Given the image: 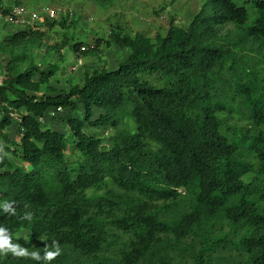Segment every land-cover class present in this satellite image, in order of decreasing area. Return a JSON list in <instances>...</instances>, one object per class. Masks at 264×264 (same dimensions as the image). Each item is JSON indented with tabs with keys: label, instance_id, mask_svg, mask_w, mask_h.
Segmentation results:
<instances>
[{
	"label": "trees",
	"instance_id": "obj_1",
	"mask_svg": "<svg viewBox=\"0 0 264 264\" xmlns=\"http://www.w3.org/2000/svg\"><path fill=\"white\" fill-rule=\"evenodd\" d=\"M10 3L4 15L26 6ZM56 20L0 40V202L16 209H0V226L41 258L9 251L0 264H45L54 240L49 264H264V0H205L153 40L109 26L88 45L76 19ZM111 45L128 55L67 91L49 87L57 65L37 63ZM58 108L69 137L48 128Z\"/></svg>",
	"mask_w": 264,
	"mask_h": 264
},
{
	"label": "rangeland",
	"instance_id": "obj_2",
	"mask_svg": "<svg viewBox=\"0 0 264 264\" xmlns=\"http://www.w3.org/2000/svg\"><path fill=\"white\" fill-rule=\"evenodd\" d=\"M13 1L11 0L10 4L13 5ZM204 1L176 0L169 8L161 10L162 6L167 4L163 0H132L117 3L109 11L92 6L89 0H25L24 4L30 11H40L45 6L55 8L58 11L56 21H59L62 17H67V15L69 18L76 19L75 36L91 45L98 38H107L109 26H119L124 34L129 36L141 34L152 40L156 35H164L167 32L172 18L175 25L185 28ZM233 1L236 5L242 6L244 0ZM6 4L8 5V3ZM22 29V27L9 25L0 19V40L3 35ZM50 43H53V41ZM101 50L102 55L100 58L87 57L79 59L69 50L63 52V60H60L57 54L50 56L40 54L37 56V63L45 70L48 66L57 65L58 70L55 77L51 79L49 87L57 91H67L70 85L81 84L86 68L94 69L97 65L104 63L108 70H113L128 55L127 50L119 49L115 45H111L109 48L103 46ZM95 113L98 114L99 111L95 110ZM69 114V110L62 111L55 120L51 121L48 128L69 137V132L63 121ZM73 114L75 117L78 115L80 119L83 118V111L79 106ZM10 131L12 133L13 128ZM106 131L102 129L97 134L103 135ZM68 160L73 159L68 158ZM27 240L28 234L21 232L15 241L18 244H23Z\"/></svg>",
	"mask_w": 264,
	"mask_h": 264
},
{
	"label": "clouds",
	"instance_id": "obj_3",
	"mask_svg": "<svg viewBox=\"0 0 264 264\" xmlns=\"http://www.w3.org/2000/svg\"><path fill=\"white\" fill-rule=\"evenodd\" d=\"M13 204H15V201H7V200L2 201L0 202V209H2L4 213H9L14 216L16 215V209L13 207ZM24 219L31 221L32 214L25 213ZM10 240L11 238L9 235V230L5 227L0 226V255H4L10 251L13 255L16 256L29 257L32 260L41 259L38 254L39 253L38 251L28 253L24 248L19 247V245L11 244ZM45 248H46L45 255L43 257L45 264H49V262L56 259V257H58L61 254V247L58 246V243L55 240L53 241L50 250H48L49 246L47 245L45 246Z\"/></svg>",
	"mask_w": 264,
	"mask_h": 264
},
{
	"label": "built area",
	"instance_id": "obj_4",
	"mask_svg": "<svg viewBox=\"0 0 264 264\" xmlns=\"http://www.w3.org/2000/svg\"><path fill=\"white\" fill-rule=\"evenodd\" d=\"M57 12L55 8L50 6H45L41 8L40 11H30L25 6H14L6 15L0 11V19L9 25L22 27L23 30H37L39 29L38 24L42 23L45 19H56ZM60 112L61 109L58 108L56 112L51 113V116L58 115Z\"/></svg>",
	"mask_w": 264,
	"mask_h": 264
},
{
	"label": "crops",
	"instance_id": "obj_5",
	"mask_svg": "<svg viewBox=\"0 0 264 264\" xmlns=\"http://www.w3.org/2000/svg\"><path fill=\"white\" fill-rule=\"evenodd\" d=\"M3 37V36H2Z\"/></svg>",
	"mask_w": 264,
	"mask_h": 264
}]
</instances>
